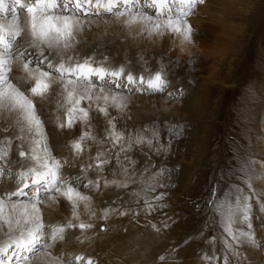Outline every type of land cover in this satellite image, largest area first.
I'll list each match as a JSON object with an SVG mask.
<instances>
[{
  "label": "rangeland",
  "instance_id": "374dc122",
  "mask_svg": "<svg viewBox=\"0 0 264 264\" xmlns=\"http://www.w3.org/2000/svg\"><path fill=\"white\" fill-rule=\"evenodd\" d=\"M201 6L205 8L203 12ZM8 17H11V11ZM106 19L107 28L106 24L102 29L92 27L78 37L79 43L72 54L80 58L93 57L96 61L107 57L106 63L114 67L123 64L126 70L137 76H147L162 69L169 81L168 87L163 93H133L128 96L127 107L123 111L110 107L105 116L94 110L90 112V127L78 123L72 129L60 131L56 125L55 100L51 103L39 102L38 110L42 120L45 118V126H51L53 118L52 124L57 127L55 132L49 133L57 139L50 145L53 149L64 148L67 151L64 170L69 176L67 172L72 168L77 167L73 172L81 174V165L94 164L98 151L108 157H114L119 152L121 145L113 147L106 136L110 119L114 118L117 131L125 132L126 136L132 134L135 137L143 132L151 138V132L159 129V140L153 141V144L165 147L170 144L167 151L161 149L157 154L144 144L134 145L127 153L135 162L129 167V172L132 177L138 178L130 190L125 192L123 189L122 194L107 197H97V190H85L83 186L80 190L97 200V204H102L101 211L95 208L91 211L102 214L104 209H116L108 217L109 222L111 218L120 220L116 224L119 226V239L111 243L116 250L115 256L121 255L117 248L129 249L130 245H134L132 238L128 237L133 234V229L141 228L154 235L155 244L147 238L148 246L138 248L134 257L130 255L134 261L124 255V262L118 264H205L203 255L219 254V241L223 236L220 217L213 202L231 195L237 186L247 191L244 177L249 170L257 177L264 174V0H205L203 4H198L188 18L192 34L195 31L199 34L209 32L211 40L219 36V31L226 34L224 42L229 45L223 46L225 43L222 42L218 45L217 42L214 48L195 45L193 38L183 41L175 33L159 37L141 35L110 16L101 17L99 22L104 23ZM177 42L182 44L183 49L176 47ZM202 48L207 49L206 52H201ZM169 93H173L171 98ZM176 125H182L179 136L169 132ZM0 128H4L1 123ZM45 130L48 132L46 127ZM14 131L9 129L7 135L11 136ZM85 131H91L97 139L85 142L91 155L82 153L76 156L71 142ZM15 155L18 154L15 152ZM124 155L120 154L121 161L128 166ZM119 167L116 160L111 159L103 172L93 167L87 176L92 180L99 177L111 181L116 179L114 176L123 179ZM161 169L164 170L162 175L159 174ZM4 179H8L7 169L0 184ZM253 185L258 193L264 192V179H255ZM161 193L164 194L161 200L154 199ZM261 198L264 199V196ZM146 200L155 206V210H147ZM61 202V199L56 202L59 211H70L72 215L71 204L70 207L61 206ZM119 212L126 214L119 215ZM92 218L100 220L94 226L95 231L103 233V239L112 238L109 236L112 229L108 221L101 217ZM68 220L63 219V222ZM132 223L133 226H130ZM253 225L260 246H241L240 264H252L248 249L262 254L258 264H264V243L261 239L264 223L254 219ZM102 227L104 231H101ZM213 237L216 238L214 244L210 242ZM4 238L1 236L0 241ZM55 250L58 251V248ZM161 255L166 257V261L159 260ZM98 257H94L96 264H102ZM40 262L44 264L37 257L33 264Z\"/></svg>",
  "mask_w": 264,
  "mask_h": 264
},
{
  "label": "snow or ice",
  "instance_id": "6c2138e0",
  "mask_svg": "<svg viewBox=\"0 0 264 264\" xmlns=\"http://www.w3.org/2000/svg\"><path fill=\"white\" fill-rule=\"evenodd\" d=\"M205 0H0V120L7 126L0 128V180L7 176L14 180L12 190L0 191V264H33L39 257L44 264H96L93 256L84 252L72 254L63 249L54 250L65 241L66 233L79 229L75 239L83 244L90 240L91 222L81 220L79 209L83 206L89 219L96 213L90 211L92 197L82 192L99 190L101 179H88L87 173L95 167L103 172L111 159L119 165V172L126 180H104V187L115 185L126 188L131 181V161L127 153L134 145L146 144L157 154L171 145H154L159 129L148 138L117 131L113 119L108 121L107 139L112 146L121 145L114 157L98 151L94 164L81 165V175L66 176V159H58L52 151L45 123L38 110V103L55 100L56 125L59 129H72L78 123L90 127V112L105 116L109 108L123 111L128 96L133 93H163L169 81L163 70L147 76L134 75L121 64L118 67L93 57L80 58L72 53L79 43L78 37L90 30L101 17L110 16L130 30L148 37L175 33L190 41L192 26L189 17L198 4ZM11 11V17L8 13ZM107 23L108 21H103ZM20 73L13 77V73ZM127 94V95H126ZM171 98L173 93L168 94ZM9 129H15L9 136ZM182 125L169 129L175 136L181 134ZM91 131L83 132L71 142L72 152L80 156L86 150V141L95 142ZM15 151L18 159L13 161ZM128 160L121 161L120 154ZM12 165H18L13 171ZM163 169L159 174H163ZM134 172V170H133ZM257 177L249 170L244 177L247 191L237 186L231 195L213 202L220 217L223 236L219 254L205 253V264H240V248L245 244L259 247L253 220L264 223V192L258 193L253 185ZM87 183L81 185V181ZM134 182V181H131ZM154 191V189H152ZM163 193L155 197L163 198ZM24 197V199H20ZM15 198V199H14ZM46 198V199H45ZM61 198L72 206V215L64 224H46L42 206L56 203ZM148 211L155 206L145 201ZM164 207V205H159ZM116 209H104L103 219H108ZM119 215H125L119 212ZM155 229L156 225H152ZM6 230V231H5ZM105 229L102 227L101 231ZM159 231V229H156ZM211 243L216 242L213 237ZM164 262L166 257L159 256Z\"/></svg>",
  "mask_w": 264,
  "mask_h": 264
},
{
  "label": "bare ground",
  "instance_id": "6f19581e",
  "mask_svg": "<svg viewBox=\"0 0 264 264\" xmlns=\"http://www.w3.org/2000/svg\"><path fill=\"white\" fill-rule=\"evenodd\" d=\"M201 8H202V6H201ZM204 9L205 8H202L201 9V11L203 12L204 11ZM208 16V15H207ZM209 18V17H208ZM204 19H207L206 17L204 18ZM216 19V18H215ZM102 20V19H101ZM100 20V21H101ZM106 20H108V19H106ZM201 20V19H200ZM105 21V20H104ZM216 21H217V19H216ZM201 22V21H200ZM214 22H215V20H214ZM194 23V22H193ZM198 23V22H197ZM196 23V24H197ZM203 23H205V22H203ZM202 23V24H203ZM106 24V28H107V26H109V25H107V23H101V22H97L95 25H93V29H95V28H100V29H102V28H105L104 27V25ZM206 25L208 24V23H205ZM209 25V24H208ZM203 26H204V24H203ZM200 27V26H199ZM108 28H110V27H108ZM200 29V28H199ZM95 30H97V29H95ZM111 30H112V28H111ZM117 30V29H116ZM210 30V29H209ZM93 32H96V31H93ZM98 32V31H97ZM110 32V31H109ZM199 32H200V30H199ZM203 33V32H202ZM91 34V33H90ZM215 34V33H214ZM219 36H215L214 38H213V40H211V34L208 32H206L205 34H199L197 31H195V33H193V34H191L192 35V38L193 39H195V45H200V44H202V46L204 47V46H210V48H214V46H215V44L218 42V45H219V42L221 43H225L224 42V39H226L227 40V37H226V34L224 33V32H221L220 33V31H219ZM92 35V34H91ZM96 36V35H95ZM90 38H91V36H90ZM89 43V42H88ZM178 43V42H177ZM203 43H205L204 45H203ZM90 45V44H89ZM225 45H229V43L227 42V43H225L223 46H225ZM176 47H179L180 49H183V47H182V44H180V43H178L177 44V46ZM187 47H189L188 45H187ZM222 47V46H221ZM216 49V48H215ZM221 49V48H220ZM206 50L207 49H201L200 51L201 52H206ZM214 52H217V51H214ZM219 52V51H218ZM217 52V53H218ZM20 75V73H18V72H14L13 73V77L15 78L16 76H19ZM54 108V107H53ZM56 108V107H55ZM46 115H49V113H46ZM263 116V115H262ZM49 117V116H48ZM55 118V117H54ZM44 120H45V118H44ZM52 120V122H51V126H49V125H47V126H45L46 127V129L48 130V132H47V134H48V137H49V143H52V142H54L55 140L57 141V139H55V137H53V136H50L49 135V133L51 134L52 132H55L54 131V129H57V127H55V126H53V124L52 123H54L53 122V118L51 119ZM0 123H1V125H2V127H6L7 126V124H6V122L5 121H3V120H0ZM262 127H263V129H264V124H262ZM52 131V132H51ZM58 131H60V129L58 128ZM264 133V132H263ZM4 134V133H3ZM2 134V135H3ZM72 141V140H71ZM60 142V141H59ZM69 141H67V143H68ZM54 144V143H53ZM60 144V143H59ZM62 144V143H61ZM60 144V145H61ZM52 145V144H51ZM70 145V144H69ZM91 146V145H90ZM53 147H55V144H54V146ZM69 149V148H68ZM52 151H53V154L56 156V157H58L59 159H61L62 157H63V159H64V157L66 158V154H67V151L64 149V148H60V149H53L52 148ZM83 153H85V154H87V155H91V152H90V150L89 149H86ZM69 154H70V152H69ZM91 158V157H90ZM11 159L13 160V161H15V160H17L18 159V155H15V151H13V153L11 154ZM76 165H78V164H76ZM12 167H13V171H15L16 170V168L18 167V165H12ZM77 170V167H75V168H72V170H68V172H67V175H69V176H72V177H76V176H79V175H81V174H76L75 172H73V171H76ZM66 171L67 170H64V172L66 173ZM120 174H122V173H120ZM116 179H118V180H126L127 179V177H124L123 176V174H122V177H123V179H120L119 177H116V176H114ZM112 179V178H111ZM138 178H136V177H132L131 176V181H134V182H131V181H129L128 182V186L126 187V188H120V187H116L115 185H110V186H108V187H104V184H103V181L104 180H101L102 182H101V185H100V189L96 192L97 194H96V196L98 197V196H104V197H107L108 195H115V194H117V195H120V194H122L123 192H122V190L124 189L125 190V192L127 191V189L128 190H130L133 186H135L136 185V183L138 182V180H137ZM113 180V179H112ZM86 180H83V181H81L82 183H84ZM81 183V184H82ZM13 187H14V180H10L9 178L8 179H4V181L0 184V191H2V190H5V189H7V190H12L13 189ZM93 190H95V189H93ZM121 190V191H120ZM123 190V191H124ZM126 196H128V195H126ZM126 196L124 197V198H126ZM113 197H115V196H113ZM61 206L62 205H65V206H68V207H70V203L68 202V201H66V200H64L63 198H61ZM103 202H105V201H103ZM98 203V201L97 200H95V199H92V205H91V209H90V211L93 209V208H95L96 210H99V211H101L100 210V208L102 207V204H97ZM42 208H43V218H44V221H45V223L46 224H64V222H63V219H71V212L70 211H64V212H61V211H59V208H57V206H56V203H51V202H49V203H47L46 205H44V206H42ZM79 211H80V213H81V220H83V221H85V222H91V223H93L94 224V226L97 224H99L100 223V220H98V219H93V218H91V219H89V215L87 214V213H85V211H84V209H83V206H81V208L79 209ZM94 211V210H93ZM96 212V211H95ZM83 213V214H82ZM113 214V213H112ZM111 216V215H110ZM95 217H101L102 218V214H100L98 211L96 212V215H95ZM107 221H108V223H109V225H110V228L112 229V235H109V236H112V238H108V239H103L104 238V236L105 235H103V233H97L96 231H95V229L93 228V229H91V230H89L88 231V235L91 237V239L90 240H86L83 244H81V243H79V242H77V240L75 239L77 236H80V230L78 229L75 233H70L69 231H71V230H69L67 233H66V238H65V241L64 242H62V243H60V244H57V247L56 248H58V251H56V250H54V252H55V254H59L60 252H61V250L63 249L64 251H66V252H71L72 254H77V252L79 251V252H84L86 255H91V256H93V257H98V256H100V257H98V260L100 261V263H102V264H118L119 262H124L123 260V257H124V255H126L128 258H129V260L132 262V261H134V260H132L131 258H130V255L131 256H135L136 255V252L138 251V248H146L147 246H148V241H147V238H149V239H152V241H154V244L157 242H155V240L153 239V237H154V235H152V232H151V234H149L148 233V231H145V230H142L141 228V230L140 229H133V234H130V236H128L129 238H132V240L131 241H133L134 242V245L133 246H131L130 245V248L129 249H124V248H117L118 250H120V252H121V255H119V256H115L114 255V253L116 252V250H115V248H114V246H113V244H111V243H114L115 241H116V239H119L118 238V234H119V226L117 227V222L118 221H120V220H115V218L114 219H112L111 218V222H109V220L108 219H106ZM107 221H106V223H107ZM132 222V221H131ZM131 224V223H130ZM133 224L134 223H132V225H130V226H133ZM137 225V224H136ZM96 228H97V226H96ZM126 228H127V226H126ZM137 228V227H136ZM125 229V228H124ZM121 230H122V227H121ZM126 230H129V229H126ZM6 231V230H5ZM257 234L259 233L260 234V232H256ZM106 234H108V233H106ZM1 236H4L3 234H0V238H1ZM261 239H262V243H264V236L261 234ZM70 239V240H69ZM155 239H157V238H155ZM158 240V239H157ZM90 247H92V248H90ZM110 247L112 248V249H110ZM114 248V249H113ZM242 249H243V247H242ZM245 249V248H244ZM98 250V251H97ZM141 250V249H140ZM241 250V249H240ZM103 251H104V253H103ZM109 251V252H108ZM248 257L250 258V261H251V263L252 264H258V263H260V261L262 260V254H260L258 251H250V249H248ZM100 252V253H99ZM140 252V251H139ZM142 252H143V250H142ZM242 252H243V250H242ZM101 253H102V255H101ZM141 254V253H140ZM243 254V253H242ZM127 257H125L126 259H127ZM246 258V257H245ZM247 259V258H246ZM248 260V259H247ZM128 262V261H127ZM41 263V262H40ZM44 263V262H43ZM35 264V263H34ZM42 264V263H41Z\"/></svg>",
  "mask_w": 264,
  "mask_h": 264
}]
</instances>
